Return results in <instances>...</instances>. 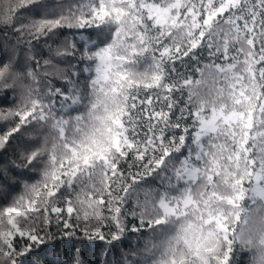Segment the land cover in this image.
<instances>
[{"label":"snow or ice","instance_id":"snow-or-ice-1","mask_svg":"<svg viewBox=\"0 0 264 264\" xmlns=\"http://www.w3.org/2000/svg\"><path fill=\"white\" fill-rule=\"evenodd\" d=\"M25 11L38 14L15 26ZM0 27L27 30L30 52L33 39L76 30L55 54L79 53L85 74L73 65L66 90L42 88L34 55L26 73L0 61L15 104L0 109V149L38 128L17 167L42 165L0 208V264H25L53 221L106 245L146 228L143 256L124 264H239V252L264 264V0H0ZM70 264H83L80 248Z\"/></svg>","mask_w":264,"mask_h":264},{"label":"trees","instance_id":"trees-1","mask_svg":"<svg viewBox=\"0 0 264 264\" xmlns=\"http://www.w3.org/2000/svg\"><path fill=\"white\" fill-rule=\"evenodd\" d=\"M47 5L55 8L60 0H43ZM68 2V0H62ZM77 2V0H73ZM58 12L59 9L56 8ZM38 12L22 13L15 21V26L21 24H30L34 15ZM76 30L62 29L59 30L57 36L50 38L41 37L39 40H32L31 52L28 41L31 39L25 34L21 37L20 33L13 30V27H0V61L7 62L9 58H15L16 70L26 73L27 69L31 66L35 68L36 63L30 60L29 56L34 55L36 60H39L42 71L38 72L41 81V87L45 88L50 82L54 87H61L65 90L69 85L63 77H70L76 80L72 75L73 65L80 69V80H84L85 74L82 71L83 65L79 63V53L76 56L58 57L55 54L57 47H66L71 39L70 33ZM51 60L52 63L44 68V61ZM43 70H46L49 75L45 76ZM183 70V69H182ZM194 75H198L193 71ZM9 83L13 82V78H8ZM31 81L25 75L15 79V92L17 99L19 94L25 91L24 86L30 84ZM15 107L13 103V90H0V109H8ZM6 130L4 124L0 122V131ZM44 131H47L45 128ZM40 143V130L38 128L24 129L21 133L14 135L11 142L5 149H0V208L10 205L14 199L19 196L23 190V178L29 182H34L39 178V169L41 164L36 165V171H28L20 169L17 165L24 164L22 153L30 150L33 146H38ZM7 170V172H6ZM158 181H149L147 186L155 187ZM136 194L127 204V209L130 212L134 206ZM139 199L143 201L144 196L141 192ZM129 229L132 225L139 227V219L131 215L127 216ZM51 232L53 239L47 244L43 245L40 249L36 250L32 255L25 258V264H55L59 258L61 264L65 260L69 261L73 256L75 249H81V259L83 264H124L125 258L132 260L143 256L141 251L145 247V242L148 239L150 232L144 228L138 233L127 231L120 241L113 242L112 245H106L104 241L96 240L90 242L83 239L82 234L77 232L76 235L68 237L63 236L56 229L55 221L51 225ZM238 247V246H237ZM132 253H136L137 257H133ZM239 264H249V254L247 252H239Z\"/></svg>","mask_w":264,"mask_h":264}]
</instances>
